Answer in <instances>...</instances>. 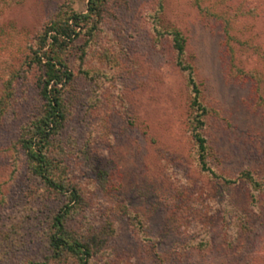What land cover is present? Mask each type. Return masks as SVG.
Segmentation results:
<instances>
[{
  "label": "rangeland",
  "instance_id": "obj_1",
  "mask_svg": "<svg viewBox=\"0 0 264 264\" xmlns=\"http://www.w3.org/2000/svg\"><path fill=\"white\" fill-rule=\"evenodd\" d=\"M88 2L0 0V264H60L47 235L65 201L20 139L43 108L39 35ZM158 26L186 37L209 166L230 179L251 171L259 188L201 168L188 74ZM62 55L75 77L52 150L85 198L72 221L115 227L94 264H264V0H110L94 39Z\"/></svg>",
  "mask_w": 264,
  "mask_h": 264
},
{
  "label": "trees",
  "instance_id": "obj_2",
  "mask_svg": "<svg viewBox=\"0 0 264 264\" xmlns=\"http://www.w3.org/2000/svg\"><path fill=\"white\" fill-rule=\"evenodd\" d=\"M109 3L110 0H89L87 11L83 13L72 8L61 10L40 33V47L35 50L34 60L41 68L39 86L43 108L40 115L23 130L20 143L33 173L42 179L50 191L62 195L65 201L54 215L47 235L52 252L50 258L60 264H94L95 256L115 233L112 220L88 229L73 223L72 215L83 208L85 198L67 167L62 166L52 150L53 141L62 130L66 118L64 92L75 77L62 52L83 34L88 35L90 40L94 39L108 13ZM160 7L163 8L162 5ZM157 31L159 35L172 37L177 63L188 74L192 92L190 124L201 168L225 183H237L242 179L259 188L261 183L251 171L241 173L237 179H230L220 176L209 166L207 158L210 146L202 132L208 108L201 99L202 90L195 76V68L185 60L186 37L176 28L161 30L158 26Z\"/></svg>",
  "mask_w": 264,
  "mask_h": 264
}]
</instances>
